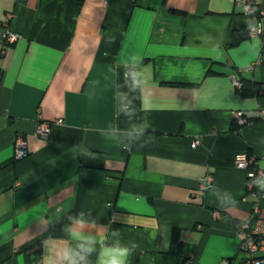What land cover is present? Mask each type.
<instances>
[{"label":"crops","instance_id":"0c3cea01","mask_svg":"<svg viewBox=\"0 0 264 264\" xmlns=\"http://www.w3.org/2000/svg\"><path fill=\"white\" fill-rule=\"evenodd\" d=\"M249 18L234 0H0V264H41L80 211L138 244L129 264H245L240 227L264 218V176L233 161L264 171V33L233 41ZM237 113L251 120L235 131Z\"/></svg>","mask_w":264,"mask_h":264},{"label":"clouds","instance_id":"9594fccd","mask_svg":"<svg viewBox=\"0 0 264 264\" xmlns=\"http://www.w3.org/2000/svg\"><path fill=\"white\" fill-rule=\"evenodd\" d=\"M243 11L250 17L245 20L250 33L249 42L255 43L251 34L256 30L264 33V21L256 20L257 9L250 4H243ZM255 39H259V36ZM131 79L133 84L139 87L136 73L131 74ZM118 98L120 110L126 115L129 114L130 107L126 94L118 93ZM144 110L150 111L151 109L148 107ZM150 127V123L144 121L142 127H137L133 132L128 133L130 140L136 141L146 136ZM130 146L131 144L118 145L122 148ZM81 154L93 155L87 148H82ZM256 187L264 191V185L258 184ZM235 203L234 199L232 204L220 206L227 209L233 207ZM66 220L67 222L61 227L63 236L48 234L41 240V264H129L130 257L138 248L135 242H122L119 230L111 229L110 225L100 224L91 213L80 211L71 214L69 212ZM93 257H95L94 260Z\"/></svg>","mask_w":264,"mask_h":264},{"label":"built area","instance_id":"2783aa9c","mask_svg":"<svg viewBox=\"0 0 264 264\" xmlns=\"http://www.w3.org/2000/svg\"><path fill=\"white\" fill-rule=\"evenodd\" d=\"M235 7L239 8L243 14V4H250L253 7L256 5L255 0H234ZM246 15V14H245ZM257 21H264V8L259 10L258 16H255ZM261 33L259 30H256L251 35H257ZM250 36V33L248 32ZM17 34L13 32H7L3 38V45L7 47L12 44L17 39ZM234 85L240 87L239 79L234 80ZM244 113H237L235 119L237 123L244 124L245 118H243ZM261 117L264 118V112L261 113ZM60 122V120H56ZM51 122L46 120H40L36 126V133L43 138H47L50 134ZM200 144L199 138H194L191 147H196ZM28 154L26 141L18 136L14 140V158L22 159ZM234 166L239 169L249 170V179L256 180L259 177L264 176V171L252 169L254 163V158L249 156L245 152H238L233 157ZM212 180L211 175L205 176L201 184L202 186L209 185ZM257 200H260L264 197L260 191H255L253 193ZM251 219L242 223L240 227V250L245 253L246 260L245 264H264V218L260 216L259 207L255 206L252 211ZM224 263V262H223ZM222 263V264H223Z\"/></svg>","mask_w":264,"mask_h":264},{"label":"trees","instance_id":"16d2710c","mask_svg":"<svg viewBox=\"0 0 264 264\" xmlns=\"http://www.w3.org/2000/svg\"><path fill=\"white\" fill-rule=\"evenodd\" d=\"M254 7L257 9L255 16H258L259 10L264 8V6H260V5H255ZM236 35H237L236 38L233 40L235 43L238 42L240 39H244V38H247L249 36L247 30H245L244 32H241L239 34H236ZM239 82H240V87H237L238 91L242 95H246L247 94L246 93L247 92V89H246L247 81L245 79L239 78ZM261 87H262L261 84H259V85L257 84V86L254 89V92L258 93V91ZM242 117L245 118V123H247V122H249V120H251V118H249L245 113L243 114ZM258 118L262 119L263 117L259 116ZM244 124H239V123H237L236 119H234L233 124H232V130L238 131L240 129V127H242ZM247 154L249 156H252L248 152H247ZM254 160H255V158H254ZM252 181H256V180H252ZM178 247H179V245H178Z\"/></svg>","mask_w":264,"mask_h":264},{"label":"bare ground","instance_id":"6f19581e","mask_svg":"<svg viewBox=\"0 0 264 264\" xmlns=\"http://www.w3.org/2000/svg\"><path fill=\"white\" fill-rule=\"evenodd\" d=\"M236 86V85H235ZM237 87V86H236Z\"/></svg>","mask_w":264,"mask_h":264},{"label":"rangeland","instance_id":"374dc122","mask_svg":"<svg viewBox=\"0 0 264 264\" xmlns=\"http://www.w3.org/2000/svg\"><path fill=\"white\" fill-rule=\"evenodd\" d=\"M256 3V2H255ZM257 5V4H256Z\"/></svg>","mask_w":264,"mask_h":264}]
</instances>
